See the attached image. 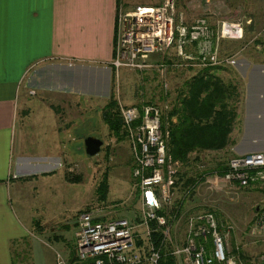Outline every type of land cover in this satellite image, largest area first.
<instances>
[{
	"label": "rangeland",
	"instance_id": "374dc122",
	"mask_svg": "<svg viewBox=\"0 0 264 264\" xmlns=\"http://www.w3.org/2000/svg\"><path fill=\"white\" fill-rule=\"evenodd\" d=\"M133 1L136 0L127 4L132 6L135 4ZM172 1L175 13L181 12L187 21L202 15L213 22L221 19L239 22L242 37L221 39L228 40L219 45L221 53L235 52V56L247 58L252 63L264 60L260 58L264 56V0ZM142 2L156 4L154 0ZM255 43L258 48L254 47ZM172 51L173 46H170L166 52ZM234 65L217 67L214 72L224 81L236 84L237 95L233 104L236 126L240 128L251 122L254 104L264 106L263 102L255 103L251 95L254 85H263L264 79L254 81L249 76L251 72H247L248 64L244 65V69V66L239 69L243 70L241 77ZM67 74L73 87H65L63 92L49 90L48 94L43 95L34 91L29 97L30 104L27 102L26 112L20 114L28 117H17V122L22 125L18 146L20 152H32L38 157L36 160L46 162L52 171L26 180L17 201L13 198L15 193L11 191V208L16 220H20L26 228L24 240L27 242L25 245L16 239L11 243V249L23 254H20L21 262L17 260L15 264H54L55 252L63 257L72 255L74 220L80 211L91 209L102 219L123 217L132 222L137 220V191L130 174L133 160L129 139L123 133L121 124L118 136L109 131L101 118V109L110 95L123 104L140 99L158 103L164 99L170 100L190 76V73L178 69L165 70L161 74L156 70L139 73L120 66L116 75L111 67L105 70L101 83L87 65L73 67ZM38 100L53 108L56 120L50 119L45 105L35 106ZM40 110L45 112L46 121H55L52 125L43 124L41 132L40 125L36 128L34 120ZM89 134L101 140L98 151L92 155H87L83 147V138ZM224 159V152L220 155L213 151L190 152L187 162H178L171 169L194 175L213 166L215 161ZM74 176L78 179L72 180ZM66 177H70V180ZM102 177L106 180V191L104 198L100 199L95 188ZM169 191L170 202L166 206L182 198L179 219L170 224L171 236L176 244L183 239L185 216L210 210L222 224L228 254L238 260L239 257L232 252V248L237 247L244 256L245 264H262L264 234L253 231L252 227L257 208L264 206L262 183H251L242 188L224 180L217 173H207L195 183L191 194L182 192L178 184L170 187ZM226 225H231L229 231L225 230ZM143 250L146 256L145 244Z\"/></svg>",
	"mask_w": 264,
	"mask_h": 264
},
{
	"label": "built area",
	"instance_id": "2783aa9c",
	"mask_svg": "<svg viewBox=\"0 0 264 264\" xmlns=\"http://www.w3.org/2000/svg\"><path fill=\"white\" fill-rule=\"evenodd\" d=\"M241 37L239 22L221 19L212 24L202 15L187 21L181 12L175 13L172 0L132 6L119 2L115 7L109 65L115 75L120 66L139 73L155 69L161 74L168 66L233 65L235 52L221 54L219 43L223 38ZM170 46L173 51L168 53ZM254 47L258 48V44ZM163 109L164 105L149 99L130 104L117 100V115L129 139L133 160L130 174L137 191V220L102 219L91 209L78 212L74 220L73 254L63 257L55 252L54 264H157L159 248L152 244L153 231L159 233L161 245H168L176 264H242L228 254L222 225L212 211L185 216L180 244H176L170 229L180 214L169 219L157 213L170 202L174 170L167 153L166 132L162 129ZM225 165L226 171L218 174L224 180L242 188L257 182L264 186L262 151L229 155ZM252 227L264 234V206L257 208ZM229 229L231 225H226L225 230ZM261 258L264 264V255Z\"/></svg>",
	"mask_w": 264,
	"mask_h": 264
},
{
	"label": "crops",
	"instance_id": "0c3cea01",
	"mask_svg": "<svg viewBox=\"0 0 264 264\" xmlns=\"http://www.w3.org/2000/svg\"><path fill=\"white\" fill-rule=\"evenodd\" d=\"M136 1L133 2L147 4L142 2L146 0ZM154 1L159 3L162 0ZM119 2L127 4L132 0H0V264H11L12 241L26 235L25 226L20 220H16L12 211L11 191L15 193L13 198L17 201L26 180L52 171L46 162L36 160L38 157L32 152H20L18 146L22 125L17 122V117H28L20 114L26 112L27 102L30 104L29 97L34 91L43 95L48 94L49 90L63 92L65 87H73L67 74L73 67L90 66L95 73V79L103 83L105 70L110 69L115 7ZM207 20L212 24L215 22L208 18ZM227 41L220 40L219 44ZM235 60L236 64L233 65L241 77L243 70L239 69L248 64L247 72H251L249 76L254 81H263L264 60L252 63L239 56H235ZM220 66L229 65L177 68L168 66L166 71L178 69L190 73L191 76L204 69L215 73L214 70ZM164 94L166 97L167 91ZM251 95L255 103H264V84L256 83ZM173 98L174 96L170 100L160 101L164 105L162 129L166 132V144L167 119L175 120V115L169 118L166 116ZM35 104L36 107L45 105L50 119L56 120L50 105L42 100ZM45 115L40 110L34 116L36 128L40 125V132L43 131V124L52 125L55 122L46 121ZM251 115V122L240 128H237L234 118L226 145L200 151H213L218 155L224 152L225 158L255 150L264 153V106L254 104ZM257 142L259 143L256 144ZM189 154L190 152L188 156ZM176 163L171 162L173 166Z\"/></svg>",
	"mask_w": 264,
	"mask_h": 264
},
{
	"label": "trees",
	"instance_id": "16d2710c",
	"mask_svg": "<svg viewBox=\"0 0 264 264\" xmlns=\"http://www.w3.org/2000/svg\"><path fill=\"white\" fill-rule=\"evenodd\" d=\"M236 95L235 83L226 82L217 74L206 69L187 78L177 90L172 100V106L167 109V118L175 115L174 121L167 119L169 161L185 163L189 160L188 153L191 151L218 149L226 145L229 142L228 132L236 114L233 104ZM101 118L110 132L117 136L120 134V119L117 115L116 101L111 95L101 109ZM226 169L225 159L215 161L213 166L198 171L194 175H186L184 171L174 169L171 187L178 184L182 192L191 194L195 183L203 179L205 174H222ZM66 179L70 180V177H66ZM74 179L76 180L78 177L74 176L72 180ZM95 191L98 198H104L105 177L100 178ZM181 201L182 198L169 207L164 206L157 213L167 215L170 219L179 214ZM150 226L153 228V222L150 223ZM19 239L27 245L24 236ZM151 240L155 249L159 248L157 264H176L174 257L169 254L168 248L160 244V236L157 231L151 233ZM232 252L239 257H237L238 261L245 264L244 256L237 250V247L232 248ZM10 254L11 264H15L17 260L21 262L23 255L21 252L11 249ZM20 254L22 255L20 256Z\"/></svg>",
	"mask_w": 264,
	"mask_h": 264
},
{
	"label": "water",
	"instance_id": "95a60500",
	"mask_svg": "<svg viewBox=\"0 0 264 264\" xmlns=\"http://www.w3.org/2000/svg\"><path fill=\"white\" fill-rule=\"evenodd\" d=\"M100 144L101 140L94 135L89 134L83 138L84 152L87 155L95 154L98 151Z\"/></svg>",
	"mask_w": 264,
	"mask_h": 264
}]
</instances>
